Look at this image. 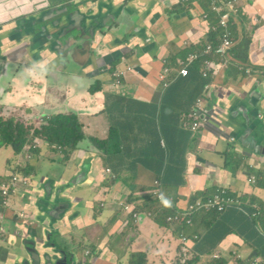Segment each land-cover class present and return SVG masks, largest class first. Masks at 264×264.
Masks as SVG:
<instances>
[{"label": "crops", "instance_id": "crops-1", "mask_svg": "<svg viewBox=\"0 0 264 264\" xmlns=\"http://www.w3.org/2000/svg\"><path fill=\"white\" fill-rule=\"evenodd\" d=\"M211 1L0 0V23H31L20 41L13 35L15 26L0 30V117L41 130V120L72 114L81 126L83 141L68 150L67 158L62 148H53L49 160L58 158L62 166L40 174L44 190L35 189L19 206L26 211L27 199L49 196L48 209L57 214L51 233L35 223V215L26 225L38 228L47 243L64 240L76 254V264H177L179 259L178 264H264V223L257 228L252 224L263 216L257 201L264 203V185L258 179L264 176V164L228 153L219 138L223 125L213 114L196 134L179 123L205 85L212 86L204 94L209 112L218 92L244 94L263 85L264 96V0H239L242 18L236 30L231 29L235 46L229 57H201L187 67V76L178 75L179 62L188 54H200L206 43L219 42L221 31L212 30L219 16L210 11ZM67 7L80 9L88 20L87 42L82 36L70 38L66 27L56 28L55 21H45ZM35 32L37 38H28ZM48 42L54 45L52 51L43 49ZM205 59L213 61L214 74L208 77L200 73ZM161 66L158 87L154 71ZM115 71L124 73L118 85ZM37 140L33 155L39 154L42 139ZM88 152L97 155L92 182L67 184ZM24 153L30 159L29 149ZM143 158H151V166L144 165ZM227 162L231 166L225 167ZM19 167L35 175L32 165L7 164L0 181ZM155 189L162 193L160 199L151 194ZM76 190L79 195L72 194ZM222 191L240 204L223 213L199 212L184 228L167 223V216ZM67 193L70 200L62 198ZM93 199L100 212L90 210ZM73 201L87 206H72ZM132 211L135 242L124 250L113 240L126 220L113 222L112 217ZM39 216L47 226L44 214ZM98 218L102 229H108L103 236L91 234ZM6 223L15 228L13 220L0 221V226ZM13 238L0 242V264H17L10 261Z\"/></svg>", "mask_w": 264, "mask_h": 264}, {"label": "water", "instance_id": "water-1", "mask_svg": "<svg viewBox=\"0 0 264 264\" xmlns=\"http://www.w3.org/2000/svg\"><path fill=\"white\" fill-rule=\"evenodd\" d=\"M45 21H55L54 26L56 28L66 27V35L70 38L82 36L81 40L83 42H87L90 38L87 32L88 20L80 9L72 12L67 7L49 16ZM38 22L40 23V20ZM70 22H73L74 25L67 27V23ZM43 49L52 51L54 45L48 42ZM43 74L47 79L50 78L48 72ZM262 86L259 85V89L244 94L234 90L227 92L226 97L218 95L217 98L225 107L226 112H223L219 106L214 104L210 114H213L217 120L220 119L223 125L222 134L219 138L222 140L223 146L227 148L228 153L232 155L239 154L242 157L264 164V114L263 116L257 115L260 111L264 112V96L260 91ZM96 157L95 153L88 152L87 157L82 159L78 166V171L68 180L67 184L70 183L77 187L90 184L92 182H89L90 173L93 160ZM62 198L70 200L69 193ZM36 202L39 213L46 215L49 223H51L57 214L48 209L50 205L49 196H43L40 199L37 197ZM68 211L67 213L70 214L71 212ZM51 231H47V233H51ZM13 237L23 240L22 244L26 250L23 258L15 253L12 254L13 258L10 261L17 264H68L76 255L73 251H70L64 240H51L50 243H47V240L40 235L38 228L28 227V225L19 221L15 223ZM68 257L69 259L66 260Z\"/></svg>", "mask_w": 264, "mask_h": 264}, {"label": "built area", "instance_id": "built-area-1", "mask_svg": "<svg viewBox=\"0 0 264 264\" xmlns=\"http://www.w3.org/2000/svg\"><path fill=\"white\" fill-rule=\"evenodd\" d=\"M210 11L217 14L218 17V23L215 27L212 28L213 31L220 30V39L218 44L213 45L210 43H206L204 50L202 53H190L187 55V57L180 61V72H178L179 75L185 77L188 74L187 66L193 64L197 60H199L201 57H208V56H218L221 58L229 57L231 49L235 45V40H233L231 31L229 29V24L233 19V16L236 17L238 15V7H237V0H212ZM207 16H205L206 18ZM238 19V23L240 22V19ZM167 70H163V73H166ZM201 75L203 77H208L209 74H214V68H213V61L205 59L203 60V64L201 67ZM124 76L123 72L115 71L113 73V77L116 79V84L118 85L120 83V78ZM164 75L160 76V79H163ZM165 85V84H164ZM212 86L206 85L204 86L203 90H207ZM204 94L196 100L193 108L191 111L187 114H182L180 116V127L187 129L192 134L198 133L204 126H206L209 123L210 120V112L208 111L207 107H204ZM109 172V170H106ZM21 183L23 185H26L28 183L27 178L18 179L17 177L14 178V180L9 185H3L0 188V191L3 194L4 200L2 204H0V221L5 220L8 217V213L10 211L11 202L10 200H7V197L10 196V194L17 193L19 191ZM222 194H224V191H222L221 194L216 195L213 199L208 200L207 202H198L195 206H191L188 213L184 215V217L188 218L187 222L190 223L189 217L191 214L199 209L206 208H216L220 211L224 210L226 206H229L232 200L226 196L224 197ZM21 218L24 217V215H20ZM170 221H180V217L176 218H170ZM6 233V229L4 226H0V238Z\"/></svg>", "mask_w": 264, "mask_h": 264}, {"label": "rangeland", "instance_id": "rangeland-1", "mask_svg": "<svg viewBox=\"0 0 264 264\" xmlns=\"http://www.w3.org/2000/svg\"><path fill=\"white\" fill-rule=\"evenodd\" d=\"M120 17L122 18L123 16L121 15ZM237 24H238V22H237ZM12 26H15V28H13V33H14L13 35L18 39V41H20L21 38L23 37V36H21V34L24 33L31 26V23H28V22L23 23L22 21H18V20L6 21L3 23H0V30H6V29H8V27H12ZM39 27H43V26L39 25ZM38 34L39 33L35 32L32 35L28 36V38L29 37L37 38ZM9 35L11 36L12 34H9ZM162 69H163V66H161V68L159 70L154 71V77L157 80V83H158V76H159L160 72L162 71ZM158 87H160L159 83H158ZM209 91H210V89L208 88L207 90H203V93H208ZM144 95H145L144 97L151 99L148 96V94H144ZM213 103L215 105L219 106L223 112H226L225 107L220 103V100L218 98L214 99ZM215 131L221 133V129L218 127L215 128ZM54 147H55L54 145L50 146L44 141L39 142V154L33 155V153L30 152V154H32V155H30V159L27 157V155H28L27 153H23L19 157H16L13 154V150L11 148H5V149L0 151V173L5 171V165H7V164H11V165H13V167H15L16 165H23V166L32 165V166H34V170H35V175H34V180H33V183H35L37 181L38 176L40 174H46L50 167H51L50 169H58L59 170V166H62L61 162L58 158H55L54 161L49 160L50 155L52 154ZM103 160H105V159H103ZM77 165H78V162L74 166L75 169L77 168ZM226 166H231V163L227 162L225 167ZM227 169H229V168H227ZM124 174H126V173H124ZM130 199L132 201L133 197H130ZM12 200L15 201L19 206H21L22 200L20 197H14ZM25 205L28 206V208L25 211L26 214L28 216L35 215L36 216L35 223L39 224L40 227H42V229L44 231L50 232L51 226H50L48 218L45 215L43 217L47 220L48 224H47V226L42 225V222H41L40 216H39V210H38L37 202L33 198L27 199L25 201ZM90 210L100 212L97 209V200L96 199H93L90 201ZM249 212L251 214H253L252 210H249ZM20 214H21V210H18L16 215L20 216ZM123 218H125L126 223H125V225H123V228L121 229L120 234H118L114 238L113 245L116 247L117 246L123 247V249L125 250V249H130V245L135 242V238H134V234H133L132 230H135L136 219L134 217V212L132 211L129 213H122L121 212L120 215L113 213L112 221L113 222H115V221L121 222V220ZM5 227L7 230V232L5 233V236L7 238H10V240H11V237L9 235V231L12 235H14V227H13V225H10L8 223L5 224ZM28 227H30L29 224H28ZM91 232H92L91 234L94 236H97V235L103 236L105 233H108V229H106L105 231L102 229L101 218H98L97 224L91 228ZM13 239L15 241L16 246L14 248L12 247L11 252L21 256L22 258L25 257L26 250L24 249L23 244H22L23 240L18 239V238H13ZM98 247H99L98 245L97 246L95 245V250H97ZM216 258H219V256H216ZM94 262H95V260H91L90 264H94Z\"/></svg>", "mask_w": 264, "mask_h": 264}, {"label": "trees", "instance_id": "trees-1", "mask_svg": "<svg viewBox=\"0 0 264 264\" xmlns=\"http://www.w3.org/2000/svg\"><path fill=\"white\" fill-rule=\"evenodd\" d=\"M237 22L238 19L233 16L229 24V29L235 31V24H237ZM225 94V92H218V95L221 96H225ZM37 129L41 130H36L20 122L5 120V118L0 117V148L12 147L17 154H20L26 146L33 145L37 139H42L41 141L46 142L50 146L54 145L55 147L62 148L67 158L69 156L68 150L76 147V145L84 139L78 119L72 114L67 116H51L50 119L46 120V122ZM149 159L151 158H143L140 161L144 165L151 166V162L148 161ZM250 173L252 176H257V172ZM258 179L259 183L264 185V176H258ZM228 197L232 200L230 207H236L240 204L235 196ZM257 203L262 209L263 216L258 221L252 222L254 228L264 223V203L262 201H257ZM179 263H181V261Z\"/></svg>", "mask_w": 264, "mask_h": 264}, {"label": "clouds", "instance_id": "clouds-1", "mask_svg": "<svg viewBox=\"0 0 264 264\" xmlns=\"http://www.w3.org/2000/svg\"><path fill=\"white\" fill-rule=\"evenodd\" d=\"M228 1H229V0H228ZM211 2H212V1H211ZM237 7H238V15L236 16V18H239L240 21H241L242 16H240V14H242V13H241V11H240V9H239V0H237ZM210 8H211V6H210ZM234 46H235V45H234ZM233 48H234V47H233ZM233 48H232V49H233ZM232 49H231V50H232ZM179 63H180V62H179ZM187 67H188V66H187ZM180 70H181V68H180ZM180 70H179L178 72H180ZM247 73H248V72H247ZM164 74H165V73H163V75H164ZM178 75H179V74H178ZM187 75H188V74H187ZM180 76H181V75H180ZM182 77H183V76H182ZM163 79H164V78H163ZM161 80H162V79H161ZM164 84L166 85V82H164ZM229 92H230V91H229ZM48 119H50V118L47 117V118H45L44 120H41L38 128H40V127L46 122V120H48ZM37 141H38V140H37ZM37 141H35L33 145H28V146H26L25 149H24L20 154H17V153L13 150L12 147H3V148H0V149L11 148V149L14 151L15 155H22L27 149H29V151L32 152V153L34 154V149L36 148ZM54 148H56V147H54ZM30 155H32V154H30ZM256 162H258V161H256ZM259 163H260V162H259ZM260 164H262V163H260ZM23 170H24V168L19 167V169H16L14 172L10 173L8 176H5L6 178L0 181V188H1L3 185H9V184H11V182L14 180L15 177H17L18 179H22V178H27V179H28V183H27L26 185H23V184L21 183L20 188H19V191H18L17 193H14V194L11 193L10 196L7 197V200H8V201L10 200V202H11V206H10L9 209H10V211L13 210V214H10V211H9V213H8V217L5 219V220H13V221H15V222H16V221H19V222L22 223V224H27L29 219H31V220L33 219V216H28V215L26 214L25 210L19 208V205H18L15 201H13L12 199H13L14 197H20L21 199H23V198L25 199V198H28L29 196H31V195L33 194L34 190L38 188V186H39V180H40V179H39V176H38L37 181H36L35 183H33L34 175H33V174L30 175V174L24 173ZM108 170H109V169H108ZM47 181H48V180H44V179H43V180H42V183H45V182H47ZM251 181L255 183V182H256V177H251ZM151 194H152V195H155L156 198H158V199H160L161 196H162V193L160 192L159 189L152 190V191H151ZM217 195H218V194H217ZM222 195H223L224 197L227 196L225 191H224V194H222ZM215 196H216V195H215ZM215 196H214V197H215ZM214 197H212V198H206V199H198V200L194 201L193 203L189 204L188 207H187L186 209H184L183 211L175 212V213H173V214L167 216V218H166L167 223H168L169 225H172V226H178V227H180V228H184V227H186V226H191V225L193 224L194 216H195L197 213H199V212L205 211V212H209L210 214H214V213H216V212H217V213H223V212H225V211L227 210L228 207H230V205H229V206H226L225 209L222 210V211H220V210H218V209H216V208H210V209L202 208V209L196 210V211H194V212L191 214V216L189 217V219H190V223L187 222L188 218L184 217V215H185L186 213L189 212L191 206H195L198 202H207L208 200L213 199ZM3 200H4V197H3L2 192L0 191V204H2ZM165 203H167V201H165ZM18 210H21V214H20V215H24L23 218H21L20 216H17V215H16ZM134 217H136V214H135V213H134ZM176 217H180L181 220H180V221H170V220H169L170 218H173V219H174V218H176ZM5 229H6V228H5ZM6 232H7V230H6ZM9 235H10V237L13 236L10 232H9ZM5 238H7V237H6L5 234H4V235L0 238V242H1V241H4ZM181 239H182L183 241H186V238H185L184 236H181ZM75 259H76V255H75ZM180 261H181L180 259L177 260V264H178ZM181 262H182V261H181ZM252 264H257V262H253Z\"/></svg>", "mask_w": 264, "mask_h": 264}, {"label": "flooded vegetation", "instance_id": "flooded-vegetation-1", "mask_svg": "<svg viewBox=\"0 0 264 264\" xmlns=\"http://www.w3.org/2000/svg\"><path fill=\"white\" fill-rule=\"evenodd\" d=\"M5 38H6V37H5ZM5 38H2V39H5ZM69 188H71V186H69ZM37 190H39V191H43V190H44V189H43V186H42V185H39L38 188H37ZM79 191H80V190H76V191L72 192V194H73V195H79ZM35 197H36V196H35ZM35 197H33V198H35ZM71 205H72V206L80 205L79 208H83V207H86V206H87V203L82 202L81 204H78V202L73 201V202L71 203ZM34 219H36V216L34 217ZM67 259H69V257L66 258V260H67ZM68 264H76V259H75V257H74V259H72L70 262H68Z\"/></svg>", "mask_w": 264, "mask_h": 264}]
</instances>
